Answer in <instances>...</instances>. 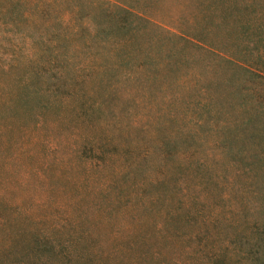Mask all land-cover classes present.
I'll use <instances>...</instances> for the list:
<instances>
[{
    "label": "trees",
    "instance_id": "16d2710c",
    "mask_svg": "<svg viewBox=\"0 0 264 264\" xmlns=\"http://www.w3.org/2000/svg\"><path fill=\"white\" fill-rule=\"evenodd\" d=\"M159 2L0 0V39L54 36L62 23L61 45L75 37L58 69L51 65V45L41 53L42 62L28 59L30 77L16 81L12 103L4 101L14 112L45 108L58 91L73 96L88 76L91 85L105 90L85 110L92 120L106 116V102L114 100L118 84L185 87L178 73L182 68L199 109L183 129L169 98L166 106L156 107L155 134L142 156L112 169L115 179L149 193L138 200L144 204L140 209L154 217L118 237L117 247H101L79 211L32 226V211L12 201L20 184L0 182V264H264V0H188L190 10L178 26L159 19L154 9ZM78 49L93 51L85 64L99 60L102 65L85 73L70 67L65 53ZM122 66L137 69L120 71ZM163 129L168 131L159 133ZM116 139L95 143L84 137L72 155L90 157L76 169L89 173L99 159L103 165L117 160V149L126 154L125 140ZM153 164L159 174L145 177ZM229 170L241 177L236 209L205 214L204 200L216 201L219 180ZM108 188L117 187L106 185L98 194L106 197ZM237 220L243 227L249 224L248 231L237 228Z\"/></svg>",
    "mask_w": 264,
    "mask_h": 264
},
{
    "label": "rangeland",
    "instance_id": "374dc122",
    "mask_svg": "<svg viewBox=\"0 0 264 264\" xmlns=\"http://www.w3.org/2000/svg\"><path fill=\"white\" fill-rule=\"evenodd\" d=\"M61 1L70 5L74 2ZM64 8H68V5ZM154 9L159 13L161 21L178 26L186 18L190 6L188 0H160ZM62 31L65 33L63 23L54 36L47 34L34 37L35 40L0 39V182L20 184L18 191L12 196V201L18 203L21 209L32 211V226L36 225L39 219L73 216L79 211L85 221L94 227V235L97 236L101 247H117L120 244H114L117 243L118 237L148 225L154 217L153 212L148 209H140L144 204L138 200L141 193L143 196L149 193L138 186L131 187L128 182L115 179L112 169L120 163H127L134 157L137 159L142 156L143 150L150 146V137L155 134L152 130L156 125V107L166 106L169 98L179 112L180 121H183L182 128H189L187 118L195 121L199 110L197 101H193L197 96L186 89L188 77L186 69L182 68L178 73L185 87L171 85L165 86L163 90H153L147 85L142 88L135 87L134 82L118 84L114 91V100L106 102V116L101 115L90 120L85 110L91 104H97L99 96L105 90L91 85L87 76L83 81V89L73 96L58 91L57 94H50L49 104L45 108L35 105L30 111L14 112L4 101L7 99L12 103L11 92L16 90V81L30 77L29 58L42 62L41 53L45 54L51 45V65L55 69L60 68L58 61L64 57L63 51L75 41V37L68 36L62 46L59 38ZM90 52L93 55V51L81 49L65 54L70 56V67L82 69L79 72L85 73L96 65H102L99 60L94 64L93 60L90 65L85 64L86 59L91 58ZM121 69L119 70L128 71L137 67L122 66ZM164 131L168 129L159 133H165ZM116 136L125 140L124 146L128 149L126 154L121 152L122 148L117 149L114 152L117 160L103 165L99 159L100 162H94L95 165L89 173L76 169L77 163L87 162L86 158L90 157L72 155V150L84 137H89L91 142L94 140L95 143H105V140L110 138L117 143ZM156 172L158 175L157 164H153L147 167L143 175L147 177ZM233 172L229 170L226 176L219 180L220 189L215 202L211 199L204 200L206 204H202V207L205 214L218 208L236 209L237 203L234 199L240 198L242 194L238 182L241 177ZM136 181H141V178ZM106 185L117 188L106 189L107 195L103 198L98 194V190ZM185 190L183 184L181 192L184 193ZM228 192L234 194L233 198L228 197ZM224 215L239 217L232 213ZM21 224L23 226L27 222ZM45 224L49 225V222L46 221ZM242 227L243 225L238 223L237 228ZM248 227L249 224L242 229L248 231ZM3 237L1 234V238Z\"/></svg>",
    "mask_w": 264,
    "mask_h": 264
}]
</instances>
